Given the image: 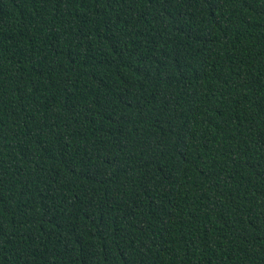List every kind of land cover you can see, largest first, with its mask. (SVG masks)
<instances>
[{
    "label": "trees",
    "instance_id": "16d2710c",
    "mask_svg": "<svg viewBox=\"0 0 264 264\" xmlns=\"http://www.w3.org/2000/svg\"><path fill=\"white\" fill-rule=\"evenodd\" d=\"M0 264H264V0H0Z\"/></svg>",
    "mask_w": 264,
    "mask_h": 264
}]
</instances>
